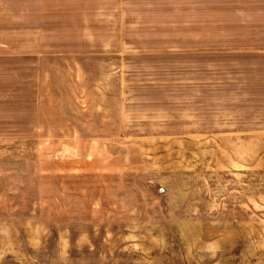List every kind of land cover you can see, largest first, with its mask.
I'll return each instance as SVG.
<instances>
[{"label": "rangeland", "instance_id": "rangeland-1", "mask_svg": "<svg viewBox=\"0 0 264 264\" xmlns=\"http://www.w3.org/2000/svg\"><path fill=\"white\" fill-rule=\"evenodd\" d=\"M210 1L0 0V264H264V139L183 122Z\"/></svg>", "mask_w": 264, "mask_h": 264}, {"label": "crops", "instance_id": "crops-1", "mask_svg": "<svg viewBox=\"0 0 264 264\" xmlns=\"http://www.w3.org/2000/svg\"><path fill=\"white\" fill-rule=\"evenodd\" d=\"M219 2H206L203 20L190 25L221 34L206 36L203 50L188 49L204 61L189 66L183 122L195 125V138L229 131L241 134L239 139H264V0Z\"/></svg>", "mask_w": 264, "mask_h": 264}]
</instances>
